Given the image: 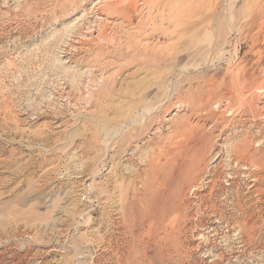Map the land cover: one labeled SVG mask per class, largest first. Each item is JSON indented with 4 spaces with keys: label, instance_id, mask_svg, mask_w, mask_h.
<instances>
[{
    "label": "rangeland",
    "instance_id": "1",
    "mask_svg": "<svg viewBox=\"0 0 264 264\" xmlns=\"http://www.w3.org/2000/svg\"><path fill=\"white\" fill-rule=\"evenodd\" d=\"M0 264H264V0H0Z\"/></svg>",
    "mask_w": 264,
    "mask_h": 264
},
{
    "label": "bare ground",
    "instance_id": "2",
    "mask_svg": "<svg viewBox=\"0 0 264 264\" xmlns=\"http://www.w3.org/2000/svg\"><path fill=\"white\" fill-rule=\"evenodd\" d=\"M138 2H139V1H138ZM135 3H136V2H135ZM131 4H132V3H131ZM138 4H139V3H138ZM249 14H250V13H249ZM251 14L254 15L253 13H251ZM251 17H252V16H249V18H251ZM255 17H256V16H255ZM251 19H252V18H251ZM251 19H250V20H251ZM190 186H191V185H190ZM149 203H150V202H149ZM149 203H148V204H149Z\"/></svg>",
    "mask_w": 264,
    "mask_h": 264
}]
</instances>
